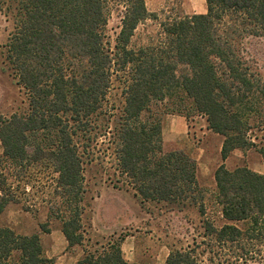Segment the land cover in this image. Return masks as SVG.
Instances as JSON below:
<instances>
[{
	"label": "trees",
	"instance_id": "obj_1",
	"mask_svg": "<svg viewBox=\"0 0 264 264\" xmlns=\"http://www.w3.org/2000/svg\"><path fill=\"white\" fill-rule=\"evenodd\" d=\"M119 1V30L110 44L109 0H0V14L12 24L0 57L27 104L22 113L0 116V168L7 162L54 172L55 200L38 227L48 233L57 222L67 246L81 248L75 264H136L124 260L117 242L84 243L82 169L97 145L101 162L114 168L107 175L113 188L132 191L141 204L194 207L201 216L206 206L196 162L162 149L163 114L204 116L222 137V160L250 148L264 158V72L243 47L247 38L264 39V0H204L205 13L165 15L157 37L138 46L130 44L137 25L157 15L144 0ZM113 83L117 105L108 102ZM213 179L220 224L204 218L202 239L170 249L166 264L264 259V174L222 163ZM4 180L0 173V214L8 205L31 210L34 204L22 202ZM12 262L55 264L38 232L23 235L2 224L0 264Z\"/></svg>",
	"mask_w": 264,
	"mask_h": 264
},
{
	"label": "rangeland",
	"instance_id": "obj_2",
	"mask_svg": "<svg viewBox=\"0 0 264 264\" xmlns=\"http://www.w3.org/2000/svg\"><path fill=\"white\" fill-rule=\"evenodd\" d=\"M112 11L106 25V38L113 44L119 30L120 12L114 11V4L119 0H109ZM146 10L157 15V19L148 18L139 23L131 37L130 44L138 46L146 44L156 38L159 31V22L165 15L200 14L205 13L204 0H144ZM121 10V7H119ZM12 29L11 20L0 14V49L6 42ZM246 56L256 62L261 72H264V39L247 38L244 41ZM109 104L117 105L121 102L118 85L113 83L108 94ZM24 89L17 83L10 71L3 65L0 57V116L8 117L13 113H22L26 110ZM167 122L163 131L162 122ZM162 149L172 151L175 146L174 138L184 140L185 151L195 160L198 170V183L204 190L206 213L201 216L194 207L177 211L163 203L144 202L132 195V191L115 189L107 179L114 168L101 162L99 145L94 149L90 163H85L82 169L84 180V211L82 223L84 239L87 246L104 244L108 241L119 243L122 257L129 263L136 264H166L165 258L170 249L191 246L192 240H201L202 220H213L220 224L215 206L213 193L215 182L214 170L220 165V148L222 137L207 128L205 117L189 111L187 117L177 114H163L161 117ZM164 132V133H163ZM164 134V135H163ZM179 140V138L177 139ZM2 148L0 144V155ZM262 159L254 148L241 152L233 150L223 164L227 169L237 166H246L249 169ZM206 168H209L206 169ZM212 168V169H210ZM260 174H264V168ZM4 175V187L16 190L22 202L29 201L34 207L24 211L21 205H8L0 214V225L6 224L16 233L29 235L39 233L43 253L52 258L55 264H75L81 257L79 246H60L58 238H63L57 222H51L48 233H40L38 224L47 216L48 202L55 200L52 192L53 177L56 176L50 168H11L4 163L0 168ZM25 175L24 177H21ZM26 201H25V200ZM26 204V203H25ZM64 247V248H63ZM206 254L204 258H208ZM11 260H16L14 254ZM208 264V262H205ZM13 264V262H12ZM243 264H264L263 260L248 261Z\"/></svg>",
	"mask_w": 264,
	"mask_h": 264
},
{
	"label": "crops",
	"instance_id": "obj_3",
	"mask_svg": "<svg viewBox=\"0 0 264 264\" xmlns=\"http://www.w3.org/2000/svg\"><path fill=\"white\" fill-rule=\"evenodd\" d=\"M162 125H163V127H162V129H163V131L164 130H166V128L168 127L167 126V122H165V120H164V122H162ZM165 132V131H164ZM163 132V133H164ZM164 135V134H163ZM179 138V140H177ZM177 139L176 138H174V143H175V146H174V148L173 149H179V150H183L184 152H186L185 151V149H184V147H182L183 146V144H184V140H182V138H180V137H178ZM223 160H221V163H223L222 162ZM250 168H253V171H255V172H257V173H262L261 172V169L262 168H264V158H262L258 163H256L255 165H253V166H251ZM201 168H196V175H197V179H198V170H200ZM206 169H208L209 170V168H206ZM210 169H212V168H210ZM58 242H59V244H60V246L62 245V246H65L66 244V242L64 241V237L63 238H58ZM64 248V247H63Z\"/></svg>",
	"mask_w": 264,
	"mask_h": 264
}]
</instances>
